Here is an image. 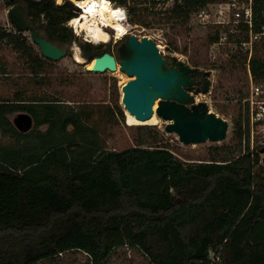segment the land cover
<instances>
[{
	"label": "trees",
	"instance_id": "16d2710c",
	"mask_svg": "<svg viewBox=\"0 0 264 264\" xmlns=\"http://www.w3.org/2000/svg\"><path fill=\"white\" fill-rule=\"evenodd\" d=\"M110 1L123 6L130 0ZM131 1L138 6L128 8L130 22L148 25L146 8ZM184 1V7L165 15L164 23L185 24L190 12L219 0ZM21 2L25 13L18 24L23 29L30 30L42 17L39 26L52 43L78 42L87 61L110 52L103 43L79 41L66 26L79 12L71 1ZM253 11L261 17L264 0H254ZM208 36L209 43L215 40ZM0 41L31 56L20 33L0 29ZM46 62L32 57L30 66L36 72ZM193 67L192 78L202 84L203 71L196 63ZM250 70L256 80L264 78V57L252 58ZM18 111L32 117L33 128L26 133L7 118ZM90 120L85 107L58 97L0 100V135L12 139L0 143V264H36L70 251L103 264L116 241L127 239L152 264H209L210 253L218 264H264L262 146L251 151L248 145L244 152L207 162H184L168 147L141 137L130 148L108 150ZM242 137L235 121L231 140L240 146Z\"/></svg>",
	"mask_w": 264,
	"mask_h": 264
},
{
	"label": "rangeland",
	"instance_id": "374dc122",
	"mask_svg": "<svg viewBox=\"0 0 264 264\" xmlns=\"http://www.w3.org/2000/svg\"><path fill=\"white\" fill-rule=\"evenodd\" d=\"M8 1L11 4H8ZM73 4L75 1L69 0ZM143 2L142 0H138ZM64 0L55 3L62 4ZM116 5V4H114ZM138 6L131 0L125 5H117L126 8L125 24L130 29V34H135L138 38L149 37L155 41L158 49L168 63H172L175 56L184 63L193 67L196 63L203 71L202 84L193 86L190 93L195 97V101L205 102L210 111L215 112L228 122V131L224 140L213 142L204 141L196 144H183L178 136L173 132H166L164 126L168 121L156 116L153 121L134 120L129 123L127 112L121 103V85L128 81L126 73L120 71L119 65L116 71L95 73L87 71L78 42H72L62 47L66 54L57 61H50L41 56L38 46L33 41L34 33L44 37V32L40 28V22L30 24L31 29H24L21 32L15 30L12 18L23 17L25 9L21 0H0V29L20 33L26 39V45L31 48V56L15 50L12 44L0 41V100L13 99L15 95L29 98L31 96L58 97L71 106L81 105L91 113L90 124L99 132V138L103 146L108 150H124L135 146L136 138L141 137L150 143L157 141L160 145L168 147L172 153L184 162H207L211 158L228 157L230 154H237L239 150L245 151L249 145V140L243 138L239 146L231 140L234 132V122H240L242 131L245 120L243 109V97L246 89L245 71L239 65L238 60L234 66L231 65V57L225 56L216 49L211 50L208 42L209 34L207 29L199 28L197 25L187 21L185 24L164 23L165 15H160L149 11L146 8L148 25L134 24L130 22L128 8ZM141 6V5H139ZM143 8V6H141ZM150 12V13H149ZM79 17V16H76ZM27 20V19H26ZM66 26L71 27L66 23ZM73 26L76 28L78 25ZM110 34L109 41L103 43L104 47H109L110 53L115 56L116 62L121 55L123 43H118L119 39L114 38L115 32L107 29ZM75 34L81 42L94 43L87 38L85 29H78ZM84 38V39H83ZM258 57H264V51L257 53ZM32 57L47 60L44 67L34 72L30 66ZM83 58V59H82ZM89 63V62H87ZM208 83L207 92H201L204 83ZM156 107V106H155ZM23 111L9 114L7 118L11 123ZM153 122V123H151ZM33 126L31 127V129ZM45 126L40 127L44 131ZM30 129V130H31ZM8 134L0 135V143L11 142ZM264 142V137L256 136L253 141V148L258 143ZM264 146V145H263ZM261 163V162H260ZM264 168V167H263ZM117 239H113L115 241ZM36 264H92L89 256L82 251H70L63 253L53 260H43ZM103 264H152L145 254L131 241L124 240L122 243L116 241V246L112 249L107 260Z\"/></svg>",
	"mask_w": 264,
	"mask_h": 264
},
{
	"label": "water",
	"instance_id": "95a60500",
	"mask_svg": "<svg viewBox=\"0 0 264 264\" xmlns=\"http://www.w3.org/2000/svg\"><path fill=\"white\" fill-rule=\"evenodd\" d=\"M14 27L18 32L24 30L18 23ZM33 41L41 56L50 61H57L66 54L62 47L39 35H34ZM93 59L95 64L88 68L87 62ZM93 59L87 62L83 60L87 71L114 72L119 65L120 71L131 77L121 85L120 90L123 109L134 119L146 121L155 113L168 121L164 130L175 133L183 144L225 139L228 122L210 111L205 102H196L194 95L187 90L196 83L191 76L195 68L175 56L172 57V63H168L151 38L128 35L121 47L118 64L110 52ZM207 90L208 83L205 82L201 92ZM155 103L157 107L154 110ZM12 124L17 131L26 133L33 126V120L28 113H22ZM259 152L264 167V146Z\"/></svg>",
	"mask_w": 264,
	"mask_h": 264
},
{
	"label": "built area",
	"instance_id": "2783aa9c",
	"mask_svg": "<svg viewBox=\"0 0 264 264\" xmlns=\"http://www.w3.org/2000/svg\"><path fill=\"white\" fill-rule=\"evenodd\" d=\"M142 1L141 6L160 15H168L175 7L185 5L184 0ZM110 3L114 5L111 1ZM253 6L254 0H219L196 8L190 12L188 18L192 24L207 29L208 34L215 37L210 43L211 50L216 49L225 56L241 59L246 77L242 142L246 136L251 151L254 137H264V78L256 80L250 70L252 58L257 56L260 50L264 51V14L257 17ZM121 16L126 19L125 7H122ZM72 21L73 18L67 24L78 33L79 27L75 28ZM258 144L263 146L264 142ZM209 261V264H218V258L212 253L209 255Z\"/></svg>",
	"mask_w": 264,
	"mask_h": 264
},
{
	"label": "bare ground",
	"instance_id": "6f19581e",
	"mask_svg": "<svg viewBox=\"0 0 264 264\" xmlns=\"http://www.w3.org/2000/svg\"><path fill=\"white\" fill-rule=\"evenodd\" d=\"M78 1V5L82 7L81 15L74 17L72 23L78 25L81 29H85L87 32V38L91 42L99 43L106 42L110 39V34L107 29H111L115 32L114 38H123L130 33V29L126 26L124 17L121 16L122 8L117 5H112L109 0H73ZM78 28V29H79ZM77 33V32H76ZM84 39V38H83ZM95 64V59L91 60L88 64V68H92ZM157 107V103L154 104V110ZM156 114L148 119L155 122ZM129 123L135 119L127 114ZM136 121V120H135ZM151 122V123H153Z\"/></svg>",
	"mask_w": 264,
	"mask_h": 264
},
{
	"label": "clouds",
	"instance_id": "9594fccd",
	"mask_svg": "<svg viewBox=\"0 0 264 264\" xmlns=\"http://www.w3.org/2000/svg\"><path fill=\"white\" fill-rule=\"evenodd\" d=\"M74 5L79 9V12H78V15H77V16H80V15H81V11H83L82 7H80V6L78 5V1H75V2H74ZM71 29H72V28H71Z\"/></svg>",
	"mask_w": 264,
	"mask_h": 264
},
{
	"label": "flooded vegetation",
	"instance_id": "af4514ba",
	"mask_svg": "<svg viewBox=\"0 0 264 264\" xmlns=\"http://www.w3.org/2000/svg\"><path fill=\"white\" fill-rule=\"evenodd\" d=\"M10 21L15 24V23H19L18 18H12V16H10Z\"/></svg>",
	"mask_w": 264,
	"mask_h": 264
}]
</instances>
